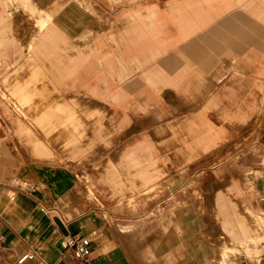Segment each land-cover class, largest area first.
Listing matches in <instances>:
<instances>
[{"label":"crops","instance_id":"0c3cea01","mask_svg":"<svg viewBox=\"0 0 264 264\" xmlns=\"http://www.w3.org/2000/svg\"><path fill=\"white\" fill-rule=\"evenodd\" d=\"M93 2L104 22L108 17L101 11L110 7L104 0ZM64 3L0 0L2 70L9 67L7 49L15 43L10 7L26 9L37 27L36 35L28 42L29 57L4 80L17 100L13 108L30 117L44 133L39 138L36 129L13 119L17 131L26 134L31 156L41 164L52 165L60 151L83 162L104 155L118 135L116 140L131 141L132 147L122 148L115 159L96 161V179L102 193L107 191L112 198L135 196L136 192H130L161 185L167 172H178L176 168L183 164L189 168L182 182L189 188H208L204 167L209 164H190L201 152L216 150L234 125H245L260 113V105L264 106V0L134 1L131 8H122L114 22L105 26L120 25L122 34L116 33L118 38H93L89 52L83 55H71L78 38H68V43L63 33L81 36L91 31L100 18L97 13L98 19L94 18L90 10L75 1L62 8ZM62 54L69 56V65L62 62ZM94 61L100 68L93 67ZM71 76L78 77L74 87L79 92H100L102 106L109 110V126L97 125L92 136L87 134V121L93 122L99 112L59 93V86ZM198 107L199 112H191L188 117L181 110ZM157 133L160 141L155 145ZM247 142L246 148L263 151L264 132L258 142ZM0 152L4 153L2 149ZM261 156L256 154L252 170L246 158L217 199L213 191L209 200H217L218 214L220 200L233 204L232 198L241 203L257 202L259 192H263L257 189L264 173ZM221 162L219 155L214 167L221 170ZM249 173L255 175L254 184L248 182ZM29 181L35 188L33 192L17 189L4 194L0 188V264H76L72 251L62 244L66 236L75 234L91 239L90 264H137L128 232L141 214H133L132 218L124 215L112 224L101 221L71 195L74 181L70 176L48 166H37ZM93 194L89 190V195ZM185 199L171 200L164 195L151 203L144 217L151 215L157 223L162 215L191 206L185 205ZM200 220L202 226L194 238H200ZM206 245L186 244L185 256L174 251L160 256V264H205L214 252ZM24 256L26 259L20 262Z\"/></svg>","mask_w":264,"mask_h":264},{"label":"rangeland","instance_id":"374dc122","mask_svg":"<svg viewBox=\"0 0 264 264\" xmlns=\"http://www.w3.org/2000/svg\"><path fill=\"white\" fill-rule=\"evenodd\" d=\"M70 1L79 3L87 11L90 10L95 16L94 18H100L99 8H97L98 5L93 4L94 0H61V3L65 2L62 8ZM104 1L110 7L109 9L103 7L101 11L105 17H108L104 22H102V18L98 19L99 23L95 22L93 27H91L92 30L81 36L70 37L66 32L63 33L68 43V38H78L73 43V47L75 46L76 50L72 52L71 55H83L90 48L89 42H92L94 40L93 38H100L103 35L104 38H118V36L116 37V33L118 34L119 32V35L120 33L122 34V26L117 25V27L115 26L116 28H110V26H108V28L111 29L109 35L108 28H105V26L114 22L113 19L120 15L122 8L127 10L132 7L134 1L138 2L139 0ZM91 3L93 4L94 10L90 7ZM10 8L11 35L15 43L10 45L7 49V63L9 67L2 70L0 65V149L4 152H0V188L4 194H7L8 191L17 192V186L23 187V182L30 183L29 179L34 174L37 166H48L49 168L66 172L74 181L71 195L75 199L77 198V200H80L86 212L98 215L101 221L109 220L108 222L112 224L115 219H122L124 215H130L131 218L133 214L142 215L141 218L138 217L140 219L134 223V226L130 227L128 232L132 241V247L136 254L137 264H160V256L166 257L169 254H173L174 251H177L179 255L183 257L187 254L184 250L186 244L195 245L202 243L206 245L200 238H203L210 244V246H206L214 250L213 254L208 255V260L205 264H235V259L239 254H245L252 260L259 258L264 253V183H262L264 181V173H262V176L258 179L260 181V187L257 189H261L263 192H259L256 203H241L237 198L231 199L235 204L228 200H220L221 209L220 214H218L217 200H209L214 190H216V199L221 192L223 193L226 191L231 174L235 170H238L237 172L241 170V166L246 158L250 159L249 168L252 170L256 167V154H261V157H264V150L256 153V150L259 148H246L245 145V142L248 140L258 142L262 132H264L263 105H260V113L250 118L245 125H234L229 137L224 139L216 150L201 152L196 157L195 161L190 164V166L195 164L201 166L202 163L209 164L208 167H204L207 169L205 174L209 181L207 185L208 188L204 191L202 189L198 190L196 187L189 188L187 183L184 181L182 182L183 179L181 177L188 175L186 170L189 168L186 167V164H183L176 168L179 169L178 172L173 174L167 172V178H163L160 181L161 185L131 191L130 193L136 192L135 196L131 194L112 198L108 195L107 191L102 193L100 190L101 188L98 187L101 184L97 181L98 179H96V177H99V167H96L98 165L96 161L102 162L106 158L115 159L122 148L132 147L131 141H119L116 140L118 135H115V137L113 135L115 139L113 140L114 143L112 147L102 156L94 155V157L80 162L77 159L69 157L68 154H62L59 151L56 163L45 165L31 156L29 146L25 142L26 134L17 131L16 125L13 122L14 118L24 127L31 128L32 130L36 129L35 135L37 137L40 138L44 134L42 129L33 124L30 117L22 116L19 110L13 108L12 105L17 102V100L12 97L4 81L5 76H8L9 72H14V68H16L17 65H21V63H25L29 57L30 45L28 46V42L32 39V36L36 35L35 30L37 28L35 21L26 9L17 5ZM96 8L98 9L97 12ZM96 13L98 17H96ZM107 19L111 21L109 22ZM256 27L257 26H255L254 29ZM258 29L261 30V26H258ZM205 32L207 33V31ZM14 50H18L17 54H13ZM56 52H59V50ZM61 60H63L62 62H64V64L69 65V56H67V54H62ZM2 62L3 60L0 59V63ZM11 63L12 65H10ZM81 64H84V61H82ZM97 64L98 63L95 62L93 67L100 68V64L98 66ZM80 67L82 69V65L79 66V68ZM81 69L80 71H82ZM76 79L78 80L76 76L65 79V85L59 86L58 90L63 97L67 99H79L78 105H87L99 112L97 116L93 117V122L91 119L87 121L89 127L87 134L92 136V132L96 131L94 128H96L97 125H101V128L109 126L107 123L110 115L109 110L102 106L101 102L104 100L100 97V92H79L80 89L74 87V84L78 83ZM73 109L75 110L74 107ZM181 110L186 111L188 117L189 113H197L200 109L198 107L182 108ZM92 125L93 130L91 131ZM156 139V142H154L155 145L160 141V135H158V133ZM47 143L48 142H45V144ZM161 149L163 148L160 147V150ZM219 155L222 161L220 164L221 170L213 165L214 160ZM262 159L264 160V158ZM189 175L193 176L195 174L190 173ZM247 176L248 182L254 184L255 175L249 173ZM178 179H180L179 182H177ZM17 180H19V182ZM167 186L173 188V195L170 197L165 193V187ZM105 189L107 190L106 186ZM89 190H92L94 194L89 195ZM164 195L166 198H171V200L181 197L186 198L184 202L185 205L190 204L197 213L191 206H186L184 209L177 212L170 211L167 215H162L157 223L151 215L144 217L150 209L151 203L160 200ZM118 200L122 201L119 203ZM198 215L203 221V229L199 234L200 238H194V233L198 232L202 226V222ZM115 222H117V220H115ZM248 225H252L255 231L262 235V240L259 242L258 246H255L253 242L247 243L246 247L242 245L239 246L235 243L240 238L249 237L248 229H246ZM231 226L239 228L240 237L232 236L231 232L233 230ZM166 235H168L167 240L160 243L165 239ZM158 249L165 250L166 252L159 253L157 251ZM256 249L260 250L258 254L254 252Z\"/></svg>","mask_w":264,"mask_h":264},{"label":"built area","instance_id":"2783aa9c","mask_svg":"<svg viewBox=\"0 0 264 264\" xmlns=\"http://www.w3.org/2000/svg\"><path fill=\"white\" fill-rule=\"evenodd\" d=\"M19 182V180H17ZM16 182V183H18ZM22 186H17L18 189H26L29 192L35 190L34 186L30 183L23 182ZM165 193L168 197L173 195V188L171 186L165 187ZM43 211V209H42ZM91 239L89 237L80 236L78 234L68 235L63 240V247L70 249L76 260V264H90L91 255ZM24 256L20 262L26 259ZM235 264H264V253L258 259L250 260L245 254L237 255L235 259Z\"/></svg>","mask_w":264,"mask_h":264},{"label":"bare ground","instance_id":"6f19581e","mask_svg":"<svg viewBox=\"0 0 264 264\" xmlns=\"http://www.w3.org/2000/svg\"><path fill=\"white\" fill-rule=\"evenodd\" d=\"M255 182H256V180H255ZM254 182V183H255ZM231 228H232V232H231V234H232V236H239L240 235V230H239V228L238 227H235L234 228V226H231ZM246 229H248V232H249V237H247V238H240V239H238L235 243H237V245H239V246H247L246 244L247 243H254V245L255 246H258L259 245V242L262 240V235L261 234H258L256 231H255V229H254V227L252 226V225H248V227L246 228ZM255 232V233H254ZM240 237V236H239ZM234 238V237H233ZM260 247V246H259ZM255 254H258L259 252H260V250L259 249H256L255 251ZM258 257V256H257ZM252 259V258H251ZM258 259V258H257ZM187 262V261H186Z\"/></svg>","mask_w":264,"mask_h":264}]
</instances>
